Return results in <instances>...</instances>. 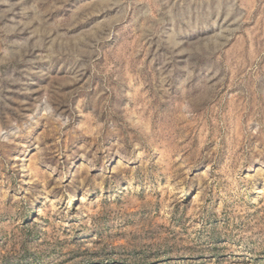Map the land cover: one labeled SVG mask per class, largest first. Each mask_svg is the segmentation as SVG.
<instances>
[{
  "label": "rangeland",
  "instance_id": "374dc122",
  "mask_svg": "<svg viewBox=\"0 0 264 264\" xmlns=\"http://www.w3.org/2000/svg\"><path fill=\"white\" fill-rule=\"evenodd\" d=\"M0 264H264V0H0Z\"/></svg>",
  "mask_w": 264,
  "mask_h": 264
}]
</instances>
